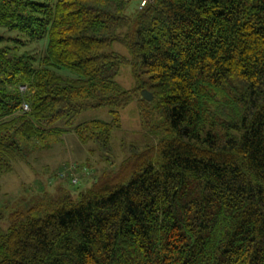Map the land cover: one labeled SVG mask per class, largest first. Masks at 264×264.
Returning <instances> with one entry per match:
<instances>
[{
    "label": "trees",
    "instance_id": "1",
    "mask_svg": "<svg viewBox=\"0 0 264 264\" xmlns=\"http://www.w3.org/2000/svg\"><path fill=\"white\" fill-rule=\"evenodd\" d=\"M141 1L0 0L26 37H0V178L68 131L111 155L133 101L142 133L76 198L15 213L0 264H264V0ZM99 107L110 121L74 125Z\"/></svg>",
    "mask_w": 264,
    "mask_h": 264
},
{
    "label": "rangeland",
    "instance_id": "2",
    "mask_svg": "<svg viewBox=\"0 0 264 264\" xmlns=\"http://www.w3.org/2000/svg\"><path fill=\"white\" fill-rule=\"evenodd\" d=\"M143 1H141V5ZM0 37H3L5 44L10 47L19 44L14 39L26 40L23 34L8 31L1 26ZM45 44L46 39L27 43L18 46V51L34 49L40 53L44 50ZM111 48L115 52L128 55L126 48L120 44L115 43ZM60 74L75 76L65 69L61 70ZM117 81L126 89L132 87L133 79L129 68L121 69ZM135 104L136 102L133 101L120 112L122 126L112 132L111 155L99 151L93 142L81 143L72 131H68L53 148L33 154L26 162L14 163L13 169L0 178V209L4 215V219L0 221V231L6 230L9 219L15 213L25 211L45 193L56 197L60 189H66L76 198L80 192L85 191L97 179L101 178L104 172L117 170L122 159L129 154V146L133 143L140 144L142 141ZM109 110V107H99L81 111L77 115L74 125L93 119L110 121ZM57 125L61 126L62 122H58Z\"/></svg>",
    "mask_w": 264,
    "mask_h": 264
},
{
    "label": "water",
    "instance_id": "3",
    "mask_svg": "<svg viewBox=\"0 0 264 264\" xmlns=\"http://www.w3.org/2000/svg\"><path fill=\"white\" fill-rule=\"evenodd\" d=\"M141 95L147 101H150L152 99V94L147 90H142Z\"/></svg>",
    "mask_w": 264,
    "mask_h": 264
},
{
    "label": "built area",
    "instance_id": "4",
    "mask_svg": "<svg viewBox=\"0 0 264 264\" xmlns=\"http://www.w3.org/2000/svg\"><path fill=\"white\" fill-rule=\"evenodd\" d=\"M144 2V1H143ZM23 88V87H22ZM22 109L23 110H28L29 109V107H28V104H26V103H23V105H22ZM75 181V180H74Z\"/></svg>",
    "mask_w": 264,
    "mask_h": 264
}]
</instances>
